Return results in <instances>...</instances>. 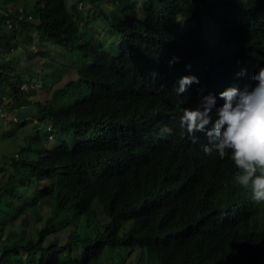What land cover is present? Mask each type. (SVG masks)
Returning <instances> with one entry per match:
<instances>
[{
	"label": "trees",
	"instance_id": "1",
	"mask_svg": "<svg viewBox=\"0 0 264 264\" xmlns=\"http://www.w3.org/2000/svg\"><path fill=\"white\" fill-rule=\"evenodd\" d=\"M34 35L58 45L78 77L56 87L46 71L61 63L42 48L30 58H46L47 70L17 68L6 49ZM261 67L264 0H5L0 121L14 116L15 128L0 142L27 128L25 107L36 127L0 166V264H264V203L236 184L231 152L206 156L207 137L180 128L181 109L209 94L219 108L221 92L251 90ZM186 75L199 84L177 108L173 86ZM43 129L61 144L47 150ZM45 208V224L32 226Z\"/></svg>",
	"mask_w": 264,
	"mask_h": 264
},
{
	"label": "clouds",
	"instance_id": "2",
	"mask_svg": "<svg viewBox=\"0 0 264 264\" xmlns=\"http://www.w3.org/2000/svg\"><path fill=\"white\" fill-rule=\"evenodd\" d=\"M175 62L178 58H173L169 66ZM245 74L246 69H242L237 77ZM251 79L255 82L251 90L230 87L221 92L219 99L224 103L219 108L216 107V96L209 94L202 96L197 107L181 109L180 128L193 137V142L196 133L207 137L208 144L203 146L206 156L216 152L225 159L231 152V160L238 169L234 175L236 184L250 190L251 199L261 204L264 203V67L259 68ZM193 84H199L196 76H183L178 80V86H173V91L182 97ZM186 102L188 98L183 96L178 100L177 108ZM160 131L162 135L173 133L167 125ZM47 150H50L48 145Z\"/></svg>",
	"mask_w": 264,
	"mask_h": 264
},
{
	"label": "rangeland",
	"instance_id": "3",
	"mask_svg": "<svg viewBox=\"0 0 264 264\" xmlns=\"http://www.w3.org/2000/svg\"><path fill=\"white\" fill-rule=\"evenodd\" d=\"M209 2L211 1H217V0H208ZM79 2V0H67L68 6L71 7L72 5H75ZM5 3V0H0V5ZM11 5V3L9 4ZM106 8V7H105ZM110 7H107L106 9L109 11ZM119 15H122V13L120 12V10H118ZM84 15L87 16L88 12L85 9L84 10ZM202 24L205 27V33L207 35V38L210 41H217L218 40V30H219V25L217 24V21L213 18V15H209V14H204L202 19ZM97 23H99V21H97ZM95 22H93L92 24H97ZM99 27V26H98ZM108 28H107V32H108ZM100 34L102 33V39L104 40H111L113 38V35L111 33H109V35H107V32L104 30V28H101L99 30ZM88 39H92L94 38L93 35L89 34L87 35ZM41 45V46H40ZM36 48L39 49H43V50H51L54 55L56 56V59L58 62H60V65H57L56 63L52 64V66H50V64H47V59L46 58H30V53L32 52V49L36 50ZM60 47L56 44H51L48 42H44L43 44H40L38 41V37L36 35H34V42L32 44H28V43H22L19 44L18 46L15 45V47L11 48V49H6L7 51V57L13 61V64L16 65L17 68H20V70H25V69H30L34 72H42L44 70L41 69H46V67L50 66L49 70L46 71V73H48L49 76V80L53 81V77L51 76L52 73H50L51 71H55V74L58 75L57 79V86H62L64 83H66L69 80H73L76 79L78 77L77 72L74 68L72 67H67L64 66L63 63L65 62L66 64H69V61L67 59V55L63 54L64 52L60 51ZM5 51V50H4ZM63 60V62H62ZM37 86H42V84L40 82L37 83ZM24 88L27 87V85H23ZM40 92V91H38ZM25 113L28 114L29 117H27V128L19 131L17 130V135H15L16 137L14 138H10V139H5L2 140L0 142V166L6 167L7 169H9L10 165H9V161L10 158L17 152L18 148L25 143V139L27 138V135L32 131L34 132L35 129V123L36 120H34V117L36 116V109L34 107H25L22 109ZM6 118H3L0 121V136L3 135L4 133H6L7 131H10L12 128H15V125L10 124V120H12V118L15 119L14 116H10L8 114H5ZM20 122V121H18ZM52 127V126H51ZM12 129V130H13ZM53 130V127H52ZM49 129H43L41 130V134L42 137L44 139V141L47 143L48 148L52 149L58 145L61 144V142L63 141V139H59L57 138V133L56 131L52 132V134H55V139L52 138V136H49ZM15 133V134H16ZM14 135V134H13ZM12 135V136H13ZM11 136V137H12ZM1 174H0V184H1ZM50 214V208H45L42 212H41V217H42V221L40 223H35L34 222V216L31 215V225L34 226L35 224H37V227L40 228L41 226H43L45 224V221L47 220V218L49 217ZM14 226L19 227L20 226V221H17Z\"/></svg>",
	"mask_w": 264,
	"mask_h": 264
}]
</instances>
